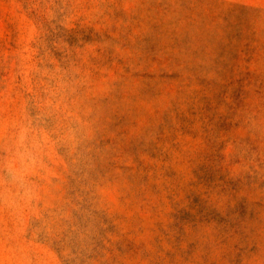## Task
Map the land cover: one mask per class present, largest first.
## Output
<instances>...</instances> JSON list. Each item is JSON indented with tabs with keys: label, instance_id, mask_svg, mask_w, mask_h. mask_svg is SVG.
<instances>
[{
	"label": "rangeland",
	"instance_id": "rangeland-1",
	"mask_svg": "<svg viewBox=\"0 0 264 264\" xmlns=\"http://www.w3.org/2000/svg\"><path fill=\"white\" fill-rule=\"evenodd\" d=\"M0 264H264V0H0Z\"/></svg>",
	"mask_w": 264,
	"mask_h": 264
}]
</instances>
